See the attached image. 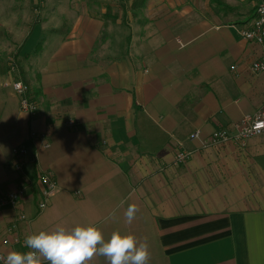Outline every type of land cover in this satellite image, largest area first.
I'll return each instance as SVG.
<instances>
[{"label": "crops", "instance_id": "obj_1", "mask_svg": "<svg viewBox=\"0 0 264 264\" xmlns=\"http://www.w3.org/2000/svg\"><path fill=\"white\" fill-rule=\"evenodd\" d=\"M258 1L146 0L115 23L82 15L63 32L45 37L36 21L14 36V55L0 53V197L26 193L21 209L0 208V239L20 210L26 221L20 244L0 252H26L27 235L57 226H95L105 241L114 231L147 241L149 264H264V135L244 148L190 140L263 102L264 74L249 69L262 49L241 35ZM15 81L29 87L34 115L21 112ZM180 149L193 156L176 166ZM38 174L57 182L43 210ZM128 205L138 209L131 224Z\"/></svg>", "mask_w": 264, "mask_h": 264}, {"label": "built area", "instance_id": "obj_2", "mask_svg": "<svg viewBox=\"0 0 264 264\" xmlns=\"http://www.w3.org/2000/svg\"><path fill=\"white\" fill-rule=\"evenodd\" d=\"M242 37L249 42H252L261 47L262 52L260 57L251 63L249 69L253 74H264V0H259L256 5V16L250 26L241 33ZM234 69V67H232ZM12 89L18 95L20 101L21 112L29 115H34L37 107L31 101L29 95V87L22 81L12 83ZM68 126H74L73 121L66 123ZM264 135V96L263 102L259 109L253 114H246L240 120L231 125L230 128H218L207 139H201V131L196 130L190 136L191 141H198L201 149L220 146L232 142L238 147L244 148L250 139ZM36 136V135H34ZM40 143L42 149H48L50 143L47 141L46 134H40L35 137ZM40 149V148H39ZM15 157L19 160L28 155L26 147H20L14 150ZM193 156V151L180 149L174 156L173 163L176 166L187 163ZM38 157V149L35 151L33 158ZM16 171L22 170V162L15 165ZM38 184L41 186L38 209H45L48 200L54 195L57 189V182L51 178L50 174H38ZM26 185H19L15 189L7 192L0 197V208L11 207L12 209H21L25 199ZM26 221V215L20 210L14 221L3 227V236L0 239V244L3 246L18 245L21 240L18 235L19 223ZM0 257H5L0 252ZM0 264H4L0 260Z\"/></svg>", "mask_w": 264, "mask_h": 264}, {"label": "clouds", "instance_id": "obj_3", "mask_svg": "<svg viewBox=\"0 0 264 264\" xmlns=\"http://www.w3.org/2000/svg\"><path fill=\"white\" fill-rule=\"evenodd\" d=\"M137 211L135 205H128L124 212L128 224L136 218ZM114 218V213L106 217L108 220ZM24 246L28 251H10L0 260L4 264H43L44 261L49 264H89L94 256L105 258L108 264H149L150 260L147 241L116 231L105 241L95 226H76L72 229L57 226L50 232L27 235Z\"/></svg>", "mask_w": 264, "mask_h": 264}, {"label": "rangeland", "instance_id": "obj_4", "mask_svg": "<svg viewBox=\"0 0 264 264\" xmlns=\"http://www.w3.org/2000/svg\"><path fill=\"white\" fill-rule=\"evenodd\" d=\"M132 1L0 0V53H6L7 49H9L11 55H14L13 41L16 39L15 37L23 38L36 21L42 22L43 29H46L44 31V36L46 37V35H53V32L59 29L62 32L66 30L69 25L63 24L61 27L60 23H63V21H69L72 17L82 15L102 17L106 13L107 8L111 9L110 13L112 16L118 15V19L121 16L124 17L126 13H128V18H133L134 12L131 11Z\"/></svg>", "mask_w": 264, "mask_h": 264}, {"label": "trees", "instance_id": "obj_5", "mask_svg": "<svg viewBox=\"0 0 264 264\" xmlns=\"http://www.w3.org/2000/svg\"><path fill=\"white\" fill-rule=\"evenodd\" d=\"M145 2L146 0H133L132 1V5H131V11L134 12V15H135V12L137 10H140L141 8L144 7L145 5ZM111 9L110 8H107V11L106 13L102 16V19H104L106 22L107 20L110 21V23H115L117 20H118V15H111L110 13ZM29 96V95H28ZM30 97V96H29ZM31 99V98H30ZM32 101V100H31ZM33 102V101H32Z\"/></svg>", "mask_w": 264, "mask_h": 264}]
</instances>
